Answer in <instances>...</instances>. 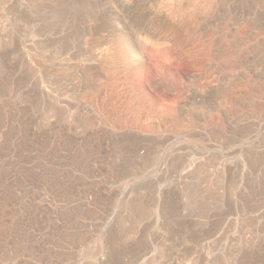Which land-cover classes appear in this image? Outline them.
<instances>
[{"label":"rangeland","instance_id":"obj_1","mask_svg":"<svg viewBox=\"0 0 264 264\" xmlns=\"http://www.w3.org/2000/svg\"><path fill=\"white\" fill-rule=\"evenodd\" d=\"M188 1L0 0V264H264V0Z\"/></svg>","mask_w":264,"mask_h":264},{"label":"bare ground","instance_id":"obj_2","mask_svg":"<svg viewBox=\"0 0 264 264\" xmlns=\"http://www.w3.org/2000/svg\"><path fill=\"white\" fill-rule=\"evenodd\" d=\"M188 6H192L193 3L191 0L188 2ZM128 41L124 37L117 41V46L115 51L111 53V55L108 58L110 62H114L112 64L118 65V66H125V69H129L128 67L133 63L134 61H142L143 55L142 51L144 49L143 43L140 41L132 42ZM132 44V45H131ZM131 67V66H130Z\"/></svg>","mask_w":264,"mask_h":264}]
</instances>
